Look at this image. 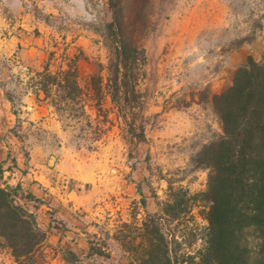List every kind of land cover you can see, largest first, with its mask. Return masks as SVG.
I'll use <instances>...</instances> for the list:
<instances>
[{
	"label": "rangeland",
	"instance_id": "rangeland-1",
	"mask_svg": "<svg viewBox=\"0 0 264 264\" xmlns=\"http://www.w3.org/2000/svg\"><path fill=\"white\" fill-rule=\"evenodd\" d=\"M133 3L131 13L140 9ZM140 10L152 18L142 39L144 104L134 114L146 124L141 142L110 97L100 137L97 122L91 128L34 94L32 78L51 51L76 53L86 100L96 105L88 86L94 74H109L108 0H0V182L21 186V201L47 231L41 264H70L68 250L82 255L91 246L111 256L99 264H131L118 238L136 235L171 187L207 189L209 170L193 157L223 133L212 96L249 59L264 62V0H153ZM89 109L96 118L98 107ZM206 212L195 207L201 228ZM0 264H17L2 237Z\"/></svg>",
	"mask_w": 264,
	"mask_h": 264
},
{
	"label": "trees",
	"instance_id": "trees-1",
	"mask_svg": "<svg viewBox=\"0 0 264 264\" xmlns=\"http://www.w3.org/2000/svg\"><path fill=\"white\" fill-rule=\"evenodd\" d=\"M152 1L134 0L140 9ZM108 3L112 12L106 24L109 74L106 79L94 74L88 86L96 105L86 100L90 94L81 84L79 66L83 56L76 53L51 51L43 69L32 78L34 94L91 128L97 122L100 137L102 123L110 120L108 110L100 119L104 101L110 97L128 131L145 141L146 124L134 114L144 104L138 87L141 68L148 61L142 39L152 18L140 9L131 13L133 0ZM212 102L223 133L193 157L194 164L209 170L207 189L193 193L171 187L160 211L148 213L136 226V235L119 237L131 251V264H264V62L249 59L236 70L229 87L213 94ZM89 107H98L96 118ZM21 190L20 185L0 182V237L17 264H41L48 233L40 226L38 214L21 201ZM199 204L207 211L204 228L195 222ZM198 242L200 246L193 248ZM67 255L70 264H99L97 258L111 257L93 246L88 253L68 250Z\"/></svg>",
	"mask_w": 264,
	"mask_h": 264
},
{
	"label": "crops",
	"instance_id": "crops-1",
	"mask_svg": "<svg viewBox=\"0 0 264 264\" xmlns=\"http://www.w3.org/2000/svg\"><path fill=\"white\" fill-rule=\"evenodd\" d=\"M9 41H10V43H12L11 42V39H9ZM5 44H6V42H5ZM7 44H8V42H7ZM12 52L13 51L11 49L4 48L3 51L1 52V56H4L5 55L7 57H10V55H11Z\"/></svg>",
	"mask_w": 264,
	"mask_h": 264
}]
</instances>
